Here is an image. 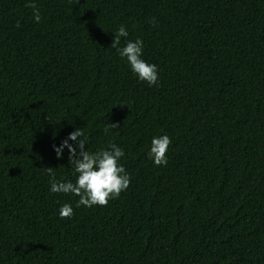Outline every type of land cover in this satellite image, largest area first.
<instances>
[{"label":"trees","instance_id":"trees-1","mask_svg":"<svg viewBox=\"0 0 264 264\" xmlns=\"http://www.w3.org/2000/svg\"><path fill=\"white\" fill-rule=\"evenodd\" d=\"M25 3L0 0V264H264V0H36L39 23ZM120 25L157 85L111 47ZM77 127L124 149L105 206L49 191L47 167L75 182L53 144Z\"/></svg>","mask_w":264,"mask_h":264},{"label":"clouds","instance_id":"clouds-1","mask_svg":"<svg viewBox=\"0 0 264 264\" xmlns=\"http://www.w3.org/2000/svg\"><path fill=\"white\" fill-rule=\"evenodd\" d=\"M25 6L32 9V19L39 23L41 14L36 0H26ZM152 23L153 25L157 23L155 18ZM113 33L111 47L117 50L119 57L125 60L137 79L146 82L149 86L157 85L158 65L144 59V41L139 37L134 40L127 39L129 31L125 25H120ZM121 38H124L123 46H121ZM110 126L118 127L116 124ZM108 130L107 127L104 129L105 134ZM171 143L172 140L166 133L152 137L147 155L155 166L167 165V152ZM65 149L68 152V162L73 169L75 182L66 179L58 180L53 167H47L51 193L71 194L78 197L77 208L81 206L91 208L107 205L110 200L118 198L121 192L129 187L131 176L121 163L122 158L125 157L121 146L109 143L107 148L89 151L86 134L82 128L77 127L58 145L53 144V150L58 159L63 158ZM73 214L74 210L70 203L63 204L59 209L61 218H70Z\"/></svg>","mask_w":264,"mask_h":264},{"label":"bare ground","instance_id":"bare-ground-1","mask_svg":"<svg viewBox=\"0 0 264 264\" xmlns=\"http://www.w3.org/2000/svg\"><path fill=\"white\" fill-rule=\"evenodd\" d=\"M31 47V46H30ZM203 203V202H202Z\"/></svg>","mask_w":264,"mask_h":264}]
</instances>
